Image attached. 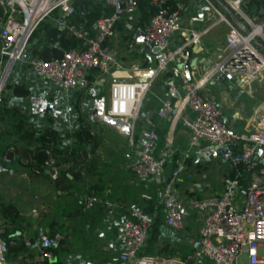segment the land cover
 Returning a JSON list of instances; mask_svg holds the SVG:
<instances>
[{"label":"built area","instance_id":"obj_1","mask_svg":"<svg viewBox=\"0 0 264 264\" xmlns=\"http://www.w3.org/2000/svg\"><path fill=\"white\" fill-rule=\"evenodd\" d=\"M167 1L151 0L162 6L141 28L135 29L133 41L128 44L132 47L140 43L145 49V56L151 65L142 78L140 76L145 69L136 63L127 65L118 56L117 49L109 43L118 21L131 26L137 11V0H105L112 6V11L94 21L92 33L81 21H73V0H0L4 8V15L0 18V91L8 71L27 50L33 29L56 10L53 18L55 25L63 29L64 34L81 38L85 47L69 48L63 50L60 56L49 59L28 57L26 62L29 69L44 79L56 96L86 88L89 84L86 75L91 69L97 71L95 80L88 87L91 94L97 90L96 81H103L104 75H110L112 80L108 83L102 115L109 120L124 119L127 122L126 138L131 154L128 167L138 181L145 182L150 177L162 176L174 149L170 140L157 148L158 133L148 123H144L135 136V121L151 82L159 73L167 71L170 64L173 65L164 97L159 99L154 113L167 122L170 130L177 122L182 124L187 131L185 156L190 149L205 141L215 155L229 163L233 174L222 177L219 193L187 199L190 208L201 213V224L197 230L196 246L183 257L142 254L152 214L144 212L139 206H132L115 225L121 241L116 264H238L241 251L244 253V264H264V156L255 154L256 146L264 154V99L255 106L248 120V131L238 133L221 117L219 103L205 87L211 79L249 82L264 74V15H257L259 20L254 21L243 10L242 5L246 0H203L198 11L200 20L206 19L207 24L197 28L192 25L182 27L186 5L179 0ZM225 11L231 12L242 28ZM210 14L215 15L214 20H210ZM220 22L227 27L223 44L213 52L208 65L200 69L196 76L190 75L185 48L198 44L201 35ZM180 31L185 32V37L179 36L178 43L171 47L172 39ZM128 69L137 76L136 80L124 79L123 75ZM238 141L242 145L236 151L234 143ZM43 153L45 158L41 165L31 167L33 173L56 177L69 168V162L56 163L48 148L43 149ZM79 155L82 159L89 158L87 147L84 154ZM15 158L16 151L12 146H8L0 156L3 163ZM29 160L27 156L19 161L26 163ZM182 165V161L176 163L169 175L162 179L158 191V202L163 208L164 224L168 228L182 226L183 199L174 186ZM245 174L248 175L247 180H244ZM239 193L242 194L240 205ZM77 197L82 209L101 203L106 207V216L112 213L111 202L106 198L92 192ZM141 197L149 199L150 195L142 193ZM2 231L0 228V233ZM60 238L58 231L41 237L37 246L40 260L51 258L50 248L56 247ZM20 241L26 246L30 245L23 231L10 235L7 243L15 245ZM3 251L2 234L0 264H4Z\"/></svg>","mask_w":264,"mask_h":264},{"label":"crops","instance_id":"obj_2","mask_svg":"<svg viewBox=\"0 0 264 264\" xmlns=\"http://www.w3.org/2000/svg\"><path fill=\"white\" fill-rule=\"evenodd\" d=\"M189 1L194 3V0H187L186 5ZM199 3L200 1L198 0L196 3L197 7L191 10L186 6V10L182 14V27L192 25L194 28H197L207 24L208 21L206 19L200 20L198 7L201 5ZM259 12L261 15H264V8H260ZM212 19H215L214 14H210V20ZM221 24L220 22L210 27L206 33L201 35L198 44L189 45L185 48L184 55L187 69L191 73L190 75L196 76L200 69L208 65L213 52L223 44L224 35L222 37V31L224 27L220 26ZM211 30H213V38H203ZM178 34L177 37L172 39L171 47L178 43L179 36L185 37V32L180 31ZM28 57H31L29 49L24 58L16 61L6 75L5 84L7 87L4 88L6 104L17 106L26 115L27 122L35 127H42L48 124L59 130L65 120V109L63 106L68 100L73 98L74 91L62 96L53 95L47 82L36 76L29 69L26 62ZM141 68L145 69L144 72L146 73L147 68ZM173 69L174 66L170 64L167 71L162 72L167 73V76L161 79L164 82L163 87L161 86L163 82H160L152 91L150 90L151 97H149L155 102L156 107H150L144 117V123L151 125L158 133V142L160 143L161 141V144H158L157 148L161 147L165 141L170 140L174 149L173 154L164 166L162 176H153L141 183L134 177L128 167L131 160L130 151L106 152L104 155L98 152L96 154L98 156V163L107 165L99 196L105 197L111 202V215H105V217L98 216V212L92 208L89 209L90 211L88 210L90 214H85L79 218L80 214L77 215L74 212L76 204L69 192L71 188L68 187V181H63L56 185L50 182L52 186L50 188L51 193L47 196L48 200L44 197L41 201L44 207L42 208L43 212L38 217L34 215L25 216L15 205L21 219L19 221L20 229L24 230L30 239L29 251L38 254L37 246L41 237L46 235L50 229L59 225L62 228H66L63 248L59 252H51L52 256L47 260L48 262L58 260L60 264H116L117 253L121 248V241L115 230L116 223L123 216H126L132 206H139L143 200H146L141 197L142 193L149 194L150 198L151 195L154 196L158 202V191L162 185V179L169 175L179 161H182L183 165L174 186L183 199L182 226L181 228L174 229L168 228L164 223H161L159 226L160 239L164 242H169L170 246H183L190 251L196 246L197 230L201 224V213L190 208L187 199L219 193L221 179L223 176L229 175L231 166L227 161L215 155L205 141H202L200 146L190 149L185 156L187 131L183 128L182 124L178 123L170 130L168 129L167 122L154 113L159 105V99L164 97L166 82L173 73ZM15 83H23L27 87L29 93L26 97L16 96L12 93L10 85ZM95 84L97 90L93 94L90 93V96L86 98L87 107L84 109L79 108V111L83 112L81 115L91 121L103 118V97L98 95V93H101L103 81L97 80ZM205 87L211 97L219 103L221 117L226 123L236 132L246 133L248 131L247 122L252 116L255 106L264 99V74L249 82L239 79L230 81L211 79L205 84ZM79 98L81 101L82 96ZM45 110L48 112V116L44 113ZM38 111H40L39 115ZM46 117H50V121H46ZM73 120L77 126V122L75 121L76 114H74ZM112 121H116L115 125L119 130L126 132L123 126L124 119ZM140 128L141 126L138 127V131ZM137 134L138 132L135 133V136ZM4 136L3 140H0V156L6 142L5 140H8L5 134ZM241 145L242 142L240 141L234 143V149L239 151ZM255 154L257 156H264L258 146L255 147ZM105 157H108L109 160L103 159ZM1 163L0 160V168H3ZM110 165L113 166L109 167ZM14 167L18 166L15 165L11 168ZM73 173L76 172L74 171ZM77 173L80 177L84 172L80 170ZM66 175L67 180L70 183L72 182V189H74V186L82 189L90 182L89 177L86 179L78 177L76 179L73 177L74 174L73 176L71 173H67ZM40 178L42 180L45 179L43 177ZM241 197L242 194L239 193V205ZM50 207L53 209L48 213ZM57 208L58 213L54 211ZM161 211L163 221V208ZM79 222L81 224V233H71L72 229L76 228Z\"/></svg>","mask_w":264,"mask_h":264},{"label":"trees","instance_id":"obj_3","mask_svg":"<svg viewBox=\"0 0 264 264\" xmlns=\"http://www.w3.org/2000/svg\"><path fill=\"white\" fill-rule=\"evenodd\" d=\"M179 1L186 5L187 0ZM170 2V0L167 1V3ZM73 6L75 8V20L73 18V21H81L91 33L93 31L92 27L94 21L98 17L107 15L112 11V6L106 3L105 0H73ZM160 6L162 5L155 4L151 2V0H137V11L131 26H127V24L122 20L116 23L114 37L109 43L112 47L117 49L118 56L124 60L127 65L134 62L143 68H148L149 65H151L147 61L145 49L140 43H137L132 47H129L128 44L133 41L135 29L141 28ZM242 6L243 10L247 14L257 16L260 15V8H264V0H246ZM82 7L83 13L80 14ZM56 14L57 11L53 10L51 15L42 19L30 34L28 39L29 47L27 50L29 49L31 57L49 59L60 56L63 50L69 48L83 49L85 47V42L81 38H77L73 35H66L64 34L63 29H60L55 25L53 18ZM225 14L235 24L239 22V20L236 19L231 12L225 11ZM3 15L4 8L0 4V18H2ZM96 74V69L88 71L86 76L89 84L95 80ZM166 76L167 73L165 72L163 77ZM89 84L86 88L74 91V96L70 101L76 114L75 121L77 122V126L74 130H66L64 132H60L57 128L48 124L43 125L42 127H35L29 124L26 120V115H24L22 110H20L17 106L6 104V97L4 94V88L7 87L6 84L3 85L0 91V140H3V137H5L4 134L8 138V140H5L6 142L1 154L8 146H12V148L16 151V158L9 163L2 162V167L6 169L8 166L13 167L17 165L24 168L28 174L48 179L54 185L60 184L63 181H68V187L71 188L69 192L76 204L74 212L77 215L80 214L79 218L88 214L90 211L89 209L92 208L98 212V216L105 217L106 215V207L103 204L95 203L87 209H82L77 197L78 195H86L91 192L99 196L102 179L106 174L107 167L106 164L104 165L98 163L97 156L95 155L102 140L100 129H95L94 125L96 123L86 119V117L82 116L79 111V97L82 96V98H88L90 96V92L88 90ZM10 88L12 93L16 96L26 97L29 93L27 87L23 83L12 84L10 85ZM149 106L151 108H155V102L150 101ZM44 113L48 116V112L46 110ZM46 121H50V117H46ZM178 123L180 122H177L176 124ZM63 139H66L67 141H63ZM158 144L160 145L161 141L160 143L157 142V146ZM87 146H90V157L82 159L79 153L84 154ZM45 148H48L51 151L56 163H62L65 161L69 162V168L65 171H61L56 177H50L47 174L40 175L33 173L31 171V167H39L41 165L43 159L45 158L43 153V149ZM27 156L30 157V160L26 163L19 161ZM80 170H83V172L89 176L90 182L82 189L78 186H74V189H72V182L70 183L69 180H67L66 174L71 173L72 176L74 174L73 177L78 179L79 175L77 172ZM74 171L76 173H73ZM232 174L233 170L231 168L229 175ZM247 179L248 175L245 174L244 180ZM244 180L242 181L244 182ZM139 207H141L144 212L152 214L151 223L148 226L145 238V246L141 251L142 254L171 256L177 254L179 255L178 257H183L186 253H188V251L190 252L189 249L187 250L183 246H178L179 248L174 249V245L170 246L169 242H164L160 239L159 226L161 223H164V220L162 221V206L155 200L154 196L151 195V198L143 200V202L139 204ZM0 219V228L3 229L0 236H2V234L4 236V251L2 254L4 264H60L58 260L52 262H48L46 259L40 260L39 252L37 254L29 251L28 246L23 244L21 241L15 245L7 243L10 235L22 231L25 233L24 230L20 229L21 226L19 225V221L21 219L18 210L13 203L0 202ZM80 226L81 224L79 222L78 226L73 228L71 233H81ZM55 231L61 232V238L59 239L56 247L50 248L53 253L59 252V250L63 248L66 228H62L57 225L55 228L50 229L46 235H52ZM192 250L193 249H191V251Z\"/></svg>","mask_w":264,"mask_h":264},{"label":"rangeland","instance_id":"obj_4","mask_svg":"<svg viewBox=\"0 0 264 264\" xmlns=\"http://www.w3.org/2000/svg\"><path fill=\"white\" fill-rule=\"evenodd\" d=\"M198 0H194V3L192 1H189V3L186 5L187 7L191 9H195L197 7L196 3ZM200 5H202L203 0H199ZM213 2V0H211ZM223 9V7H221ZM254 21H258L259 17L258 16H253L250 15ZM220 26H223L224 29L222 31V37L225 35L227 31V27L224 24H221ZM214 30V29H213ZM213 30H211L209 33L205 34L203 38H213ZM27 53V50L23 52V55L21 56L20 59L24 58L25 54ZM19 61V60H18ZM137 64V63H136ZM138 65V64H137ZM2 68V65H0V69ZM147 74V71L146 73ZM140 77H144L143 75ZM164 73H159L154 80L151 82L148 90L146 91V95L144 96L139 113H138V118L135 121V130L134 133L138 132V127H142L144 124V117L146 111L150 109L149 102L152 101L150 98L151 94L150 92L154 89L155 86L159 85L161 79H163ZM109 76V77H108ZM125 80L133 81L137 79V76H134L131 71L128 69L126 70L125 74L123 75ZM7 79V76L6 78ZM112 80L110 75H105L103 79V85L101 86V93H98V95H101L103 97V105L106 106V101H107V90H108V83L109 81ZM5 84V82H4ZM161 86H164V82L161 84ZM151 90V91H150ZM96 95V96H98ZM150 96V97H149ZM69 101V102H68ZM67 103H65L64 107V112H65V120L63 121V125L60 127L59 131L64 132V131H69V130H74L76 127V124L74 123V110L72 109V104L71 101L68 100ZM67 104V105H66ZM84 109L87 107V99L86 97H83L81 101L79 100V108ZM67 108V111H66ZM38 111V115H39ZM83 113V112H80ZM224 113V112H223ZM84 115V114H83ZM91 121V120H90ZM96 124L94 125L95 129H100V135H101V143L99 147L96 150V154L98 152L103 153V155L106 152H120L121 150H126L130 151V147L127 142L126 138V132H123L122 130H119L117 128L116 121H112L106 118H102L101 120H96L93 121ZM124 131L127 130L128 124L127 122H124ZM63 141H67L66 139H63ZM90 146H87V149L89 150ZM90 153V152H89ZM91 154V153H90ZM95 154V155H96ZM97 156V155H96ZM98 157V156H97ZM106 161H108V157L103 158ZM113 165H110L111 167ZM8 169V170H7ZM88 175H85V172L80 175V179H86L88 178ZM90 179V178H89ZM51 183L48 179H43L40 178V176H33L28 174L25 170H22L21 167H14L11 168L8 166L6 169L0 168V202L6 203V202H11L16 207L19 209L21 213H23L25 216L28 215H34L35 217L41 215L43 212V207L41 201L45 197L48 200V195L51 193ZM46 207V206H45ZM53 208L50 207V211H52ZM56 213H58V208L55 209ZM36 212V213H35ZM58 217V216H57ZM1 221V219H0ZM75 224V222H73ZM59 232V231H58ZM61 235V232H59ZM174 249L179 248L178 246L174 245ZM159 255V254H155ZM173 257H178L179 255L175 254L172 255ZM238 264H244V253L241 251L238 255L237 258ZM188 264H196L193 262H190ZM197 264H207L205 262L197 263Z\"/></svg>","mask_w":264,"mask_h":264},{"label":"water","instance_id":"obj_5","mask_svg":"<svg viewBox=\"0 0 264 264\" xmlns=\"http://www.w3.org/2000/svg\"><path fill=\"white\" fill-rule=\"evenodd\" d=\"M237 25L242 28V24L240 22H237ZM145 48L147 47L145 46Z\"/></svg>","mask_w":264,"mask_h":264}]
</instances>
